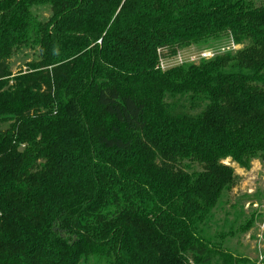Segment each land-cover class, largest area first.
Returning <instances> with one entry per match:
<instances>
[{
  "label": "trees",
  "instance_id": "trees-1",
  "mask_svg": "<svg viewBox=\"0 0 264 264\" xmlns=\"http://www.w3.org/2000/svg\"><path fill=\"white\" fill-rule=\"evenodd\" d=\"M256 156L264 0H0V264H234L203 231Z\"/></svg>",
  "mask_w": 264,
  "mask_h": 264
},
{
  "label": "rangeland",
  "instance_id": "rangeland-1",
  "mask_svg": "<svg viewBox=\"0 0 264 264\" xmlns=\"http://www.w3.org/2000/svg\"><path fill=\"white\" fill-rule=\"evenodd\" d=\"M41 18H48V8L35 10ZM236 47L232 51H237ZM204 47L193 46L182 50L176 57L160 63L161 70H168L184 62L199 63L202 59H211L217 51L205 50ZM37 52L24 50L18 52L12 60V71L25 70L26 63L37 59ZM207 54V57H202ZM239 176L238 185L225 193L212 212L208 226L204 229L207 242L221 247L234 264H264V162L256 156L248 167H240L227 160ZM196 165L191 170H199ZM223 260L215 258L212 264H222ZM226 264H233L226 259ZM238 261V262H237Z\"/></svg>",
  "mask_w": 264,
  "mask_h": 264
},
{
  "label": "built area",
  "instance_id": "built-area-1",
  "mask_svg": "<svg viewBox=\"0 0 264 264\" xmlns=\"http://www.w3.org/2000/svg\"><path fill=\"white\" fill-rule=\"evenodd\" d=\"M202 57H207V54H205V55H204V56H202ZM190 62H193V59H191V60H190Z\"/></svg>",
  "mask_w": 264,
  "mask_h": 264
}]
</instances>
